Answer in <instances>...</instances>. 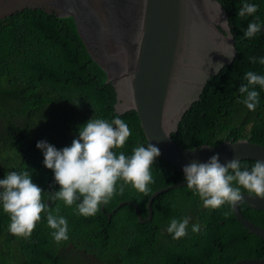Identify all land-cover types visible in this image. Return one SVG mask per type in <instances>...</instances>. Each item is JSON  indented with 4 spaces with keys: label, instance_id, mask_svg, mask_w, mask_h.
<instances>
[{
    "label": "trees",
    "instance_id": "16d2710c",
    "mask_svg": "<svg viewBox=\"0 0 264 264\" xmlns=\"http://www.w3.org/2000/svg\"><path fill=\"white\" fill-rule=\"evenodd\" d=\"M226 11L235 39L236 57L229 67L210 77L200 101L183 116L175 145L189 150L200 145L216 147L225 142H249L264 147V90L255 111L243 104L239 86L246 83L248 71L264 75V65L253 64L249 57H264V0H218ZM244 2L258 5L249 17H238ZM262 25L253 38H244L247 25L255 20ZM73 18H58L42 10H25L0 20V179L9 172L27 170L33 183L41 187L44 200L68 221L69 239L56 244L42 214L30 238H18L8 231L10 217L0 205V264H77L67 256L72 249L96 259L99 264H236L243 260L264 259V241L250 235L236 220L232 206L219 209L203 207L199 196L187 186L161 194L152 205L153 218L141 223L132 203L144 218L147 204L158 191L185 181L158 157L151 167L154 183L148 194L124 185L94 216L84 217L76 205L62 201L52 204L47 192L60 186L54 173L44 164L43 152L36 147L46 141L58 150L70 147L79 138V128L90 119L111 122L119 117L131 129L122 148L114 149L130 156L138 145L148 141L135 111L115 112L117 94L108 77L86 52ZM78 101V104H74ZM254 161L241 162L249 169ZM242 193H248L241 190ZM117 213L109 219L106 215ZM242 214L254 225L264 228V211H256L244 202ZM227 214V215H226ZM189 217L188 234L178 240L167 232L172 218ZM200 225V232L192 226Z\"/></svg>",
    "mask_w": 264,
    "mask_h": 264
},
{
    "label": "water",
    "instance_id": "95a60500",
    "mask_svg": "<svg viewBox=\"0 0 264 264\" xmlns=\"http://www.w3.org/2000/svg\"><path fill=\"white\" fill-rule=\"evenodd\" d=\"M25 10L73 18L87 54L106 73L107 85L115 88V112L135 111L148 143L161 152L158 158L179 174L184 175L185 165L207 162L217 153L221 163L264 161V147L249 142L190 151L171 140L183 116L200 101L207 80L235 60V39L218 0H0V20ZM185 186L186 180L155 193L147 204V218L132 203L118 209L133 206L140 222L147 223L156 198ZM242 202L264 211V199L243 194V200L232 206L237 222L264 241V228L242 214ZM118 209L106 216L111 219ZM236 264H264V259Z\"/></svg>",
    "mask_w": 264,
    "mask_h": 264
},
{
    "label": "clouds",
    "instance_id": "9594fccd",
    "mask_svg": "<svg viewBox=\"0 0 264 264\" xmlns=\"http://www.w3.org/2000/svg\"><path fill=\"white\" fill-rule=\"evenodd\" d=\"M258 5L244 2L238 17L253 16ZM259 18L250 22L244 31V38L250 39L261 31ZM225 22L224 24H226ZM232 57V56H231ZM230 57V58H231ZM251 63L264 65V57H249ZM246 83L239 86L241 100L248 110L255 111L260 103L256 86L264 90V75L255 71L245 73ZM74 104H78V101ZM131 129L124 120L116 117L111 122L105 119H90L79 128V138L73 139L70 147L57 149L46 141H38L36 147L43 152V164L54 173V180L60 186L56 192H47L52 204L62 201L65 206L76 205V213L84 217L96 215L101 205H107L117 193H123L124 185H131L140 193L148 194L154 179L151 167L161 155L152 143L136 146L130 156L114 149L122 148L131 136ZM201 148L211 147L200 145ZM195 151L194 148H189ZM187 188L199 196L203 207L219 209L225 204L235 206L243 200V194H254L264 199V161L256 160L249 167L231 159L220 162L219 154L212 155L207 162L193 161L183 167ZM248 193H242L241 190ZM44 190L33 183L29 171H12L0 179V205L9 215L8 231L18 238H30L42 214L46 215L47 226L56 244L69 239L68 221L59 215L60 205L55 208L44 200ZM227 215V214H226ZM189 217L182 220L172 218L167 232L174 240L188 234ZM192 232L199 233L200 225L192 226Z\"/></svg>",
    "mask_w": 264,
    "mask_h": 264
},
{
    "label": "rangeland",
    "instance_id": "374dc122",
    "mask_svg": "<svg viewBox=\"0 0 264 264\" xmlns=\"http://www.w3.org/2000/svg\"><path fill=\"white\" fill-rule=\"evenodd\" d=\"M67 256L76 258L77 264H99V262L89 256H84L79 252H75L72 249H67Z\"/></svg>",
    "mask_w": 264,
    "mask_h": 264
}]
</instances>
